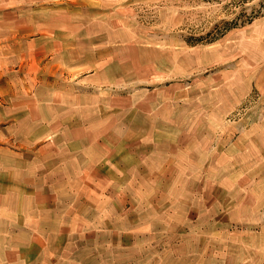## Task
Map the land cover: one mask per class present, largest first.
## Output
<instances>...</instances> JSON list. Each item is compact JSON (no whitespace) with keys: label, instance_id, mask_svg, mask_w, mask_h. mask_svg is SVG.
I'll return each mask as SVG.
<instances>
[{"label":"rangeland","instance_id":"obj_1","mask_svg":"<svg viewBox=\"0 0 264 264\" xmlns=\"http://www.w3.org/2000/svg\"><path fill=\"white\" fill-rule=\"evenodd\" d=\"M52 2L72 15L57 21L127 43L138 66L131 109L106 111L132 157L110 176L125 238L105 263L264 264V0Z\"/></svg>","mask_w":264,"mask_h":264},{"label":"crops","instance_id":"obj_2","mask_svg":"<svg viewBox=\"0 0 264 264\" xmlns=\"http://www.w3.org/2000/svg\"><path fill=\"white\" fill-rule=\"evenodd\" d=\"M50 1L0 0V264H106L110 240L125 238L110 176L132 157L106 111L131 109L124 81L138 66L127 43L70 29L56 20L69 11Z\"/></svg>","mask_w":264,"mask_h":264}]
</instances>
